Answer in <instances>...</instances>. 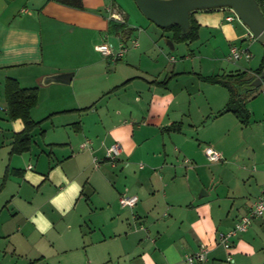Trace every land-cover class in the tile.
Instances as JSON below:
<instances>
[{"label": "crops", "instance_id": "crops-1", "mask_svg": "<svg viewBox=\"0 0 264 264\" xmlns=\"http://www.w3.org/2000/svg\"><path fill=\"white\" fill-rule=\"evenodd\" d=\"M129 5L0 0V205L8 202L17 212L0 211V246L26 264L44 263L51 250L78 249L83 254L76 264H188L203 246L207 258L195 264H264V214L233 238L231 248L219 242L262 195L264 164L249 178H200L198 169L209 168L202 158L211 163L206 147L218 149L198 146L194 137L200 125L217 120L230 97L226 87L203 77L223 74L210 72L245 36V26L226 19L231 9L198 10L199 37L177 60L162 47L157 53L158 32H147L151 24L135 31L139 23L129 22ZM111 21L124 23V30L111 32ZM171 35L162 34L166 40ZM132 39L139 46L117 61L98 49ZM258 50L264 57V45ZM70 72V84L44 83ZM8 78L38 87L31 116L39 124L23 153H12L24 122L8 116ZM192 78L206 85L192 89L185 84ZM250 111L251 118L257 114ZM115 142L123 150L111 160L107 150ZM124 193L138 195V203L121 206Z\"/></svg>", "mask_w": 264, "mask_h": 264}, {"label": "rangeland", "instance_id": "rangeland-1", "mask_svg": "<svg viewBox=\"0 0 264 264\" xmlns=\"http://www.w3.org/2000/svg\"><path fill=\"white\" fill-rule=\"evenodd\" d=\"M125 1L126 2L129 1L130 3L129 15L131 16V20L129 18V22L139 23L138 24L139 26H136L135 31L144 32L146 29H148L146 24L149 25L151 24L150 25L151 27L148 29L147 32H151V33L158 32V35L156 37L157 45H155L157 53L163 54L160 50V48L162 47L165 50H167L170 54L174 55L177 58V60L184 59L183 55H186L188 53L187 47L190 45V42L181 43L180 46L184 48L182 50L184 53L180 52L181 51L180 49H178L177 51L171 50L170 47L167 45L166 37L163 38L162 36V34L168 35V31L158 27L155 23H153L150 20L147 21L148 19L140 11L135 0H125ZM232 12L234 13V11L231 10V13ZM236 21L239 22L243 27L245 26V36H242L240 41L235 42L236 44L234 45L245 49L246 46H250L251 44H253L250 50L253 58L249 59L250 63L242 58L239 60H235V59L230 60L227 57L228 55H230V53L224 57V54L226 53L225 51L223 53V57L221 58V62L218 63L217 65L218 66L217 68L215 69L213 68L214 70H211V72L209 70H204V71L206 72L209 71L210 73L230 74V73H236L237 71H244V70H249L250 68L258 67L255 66V64L260 63V61L263 59V56L261 54L262 52L259 51L258 49L260 46H263L264 44L259 42L258 39H256L255 37H253V39L250 38V36L247 34L249 28L238 17H236ZM204 49H206V47L202 45L201 50L204 51ZM197 55H199L198 52ZM198 61H199L198 59L195 60V64H197ZM184 81L185 80L183 79L180 80V82L183 84ZM198 82L199 81L196 78L195 79L192 78L189 81H185V84L189 85V87H192V89H197ZM199 83L205 84L203 82H199ZM256 90L257 91L254 94V96L256 97L255 98L252 97L247 100V107L249 110H254V112L257 114L252 115L251 121L247 126L242 125L239 122V120L236 118V116L233 113L229 112L228 113L229 115H226V117H222L221 119L218 118L220 116H223L224 114L223 115L216 114L215 116L216 117L218 116L216 121H213L202 127H200L201 126L200 125L199 129L197 131L195 130L194 137L196 138L195 141L198 146L202 147L206 145H213L218 150H221L224 153V160L220 162L209 163L205 158H202V161L206 162L205 163L206 166H209L210 169L208 167H202L198 169V175L200 176V178H238L241 176L242 178L244 177L249 178L251 177L256 167L260 169L262 164H264V114H263L264 85H262L260 88ZM209 120L210 117L206 121ZM187 164L190 165L191 163H187ZM239 167H241V169L244 168L242 170L243 172L239 171L240 174L236 170V168ZM38 200H40V196L38 197ZM0 211H4L11 217L17 215L16 214L17 212L11 207L10 203L8 202H4V204L0 205ZM20 220L21 222H19V220H15L14 223L21 224L23 219ZM263 245H264V238H263ZM82 252L83 249L70 250V251L51 250L50 253L52 254H49V256L44 261V263L45 264H76L77 262H73V261H75V259L78 256H80V254H83ZM3 258L6 259L5 262L7 264H26L29 261L25 257L20 255L19 257L18 256L16 257L15 255H13L12 252L7 251L5 249V246L4 247L0 246V259ZM11 258H13L12 263L9 262ZM20 258L21 260L17 262V260Z\"/></svg>", "mask_w": 264, "mask_h": 264}, {"label": "trees", "instance_id": "trees-1", "mask_svg": "<svg viewBox=\"0 0 264 264\" xmlns=\"http://www.w3.org/2000/svg\"><path fill=\"white\" fill-rule=\"evenodd\" d=\"M59 3L73 6L76 8H83V0H55ZM261 9L264 12V0H258ZM191 14V26L190 29L184 33L182 28L174 24L169 28H165L166 31L171 32V39L175 43L193 42L199 37V26L195 22ZM124 23H116L111 21L110 31L118 32L124 30ZM134 30V29H132ZM264 69V57L260 67L256 70L255 75L248 76L249 72L237 71L236 73L214 75L203 77L204 80L219 84L226 87L229 91V100L225 107L217 112V115H223L225 113H233L242 125H248L251 121V111L247 107V100L254 98L256 89L260 87H254L251 82L262 73ZM264 85V84H263ZM255 90V91H254ZM6 101H7V113L10 119L21 118L24 122V129L15 134L13 142L12 153H23L28 151L31 146L32 130L39 124L33 120L31 116V109L36 106L38 102V87L25 88L21 87L16 79L8 78L6 82Z\"/></svg>", "mask_w": 264, "mask_h": 264}, {"label": "water", "instance_id": "water-1", "mask_svg": "<svg viewBox=\"0 0 264 264\" xmlns=\"http://www.w3.org/2000/svg\"><path fill=\"white\" fill-rule=\"evenodd\" d=\"M146 18L160 28L179 25L186 33L191 26V14L198 10L231 9L249 28L252 35L264 44V12L258 0H135ZM174 49L171 39L166 40ZM73 73H60L49 76L44 83L70 84ZM264 84V69L251 85L260 87ZM211 120V118H210Z\"/></svg>", "mask_w": 264, "mask_h": 264}, {"label": "built area", "instance_id": "built-area-1", "mask_svg": "<svg viewBox=\"0 0 264 264\" xmlns=\"http://www.w3.org/2000/svg\"><path fill=\"white\" fill-rule=\"evenodd\" d=\"M112 18L122 19L114 12L111 14ZM237 15L235 12L229 14L226 19L228 21H233ZM251 36L252 33H251ZM254 37V36H253ZM139 46V40L138 39H132L129 43H125L124 41L121 42L118 46H115L114 44H110L108 42L102 43L98 46V49L108 58H111L113 61H117L121 59L126 52L132 48V47H138ZM245 57L247 59L252 58V54L248 49L240 48L237 46H233L230 51L229 59H235L239 60L240 58ZM90 143V141L84 142L81 146L85 147ZM123 147L120 142L113 143L107 150V156L111 160L117 159L120 154L122 153ZM205 154L209 161L211 162H220L224 160V155L222 152L216 150L212 146H207L205 149ZM95 161L97 164L99 163L98 158L95 157ZM139 201L138 195L135 194H127L124 193L120 196L119 202L121 206H128V207H134ZM264 214V191L262 195L258 198V200L254 203L252 208L249 210V212L245 215H243L240 220L236 223V225L226 231L221 232L219 234V242L225 247V248H231L233 243V238L237 236L240 232L246 231L252 221L255 218L261 217ZM207 252L208 248L206 246H203L201 250L193 255H189L186 259L188 264H195L197 262H204L207 258ZM229 260L232 259L231 256L228 257Z\"/></svg>", "mask_w": 264, "mask_h": 264}]
</instances>
